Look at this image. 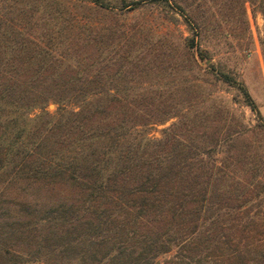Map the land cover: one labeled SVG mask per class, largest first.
I'll return each mask as SVG.
<instances>
[{
    "label": "trees",
    "instance_id": "obj_1",
    "mask_svg": "<svg viewBox=\"0 0 264 264\" xmlns=\"http://www.w3.org/2000/svg\"><path fill=\"white\" fill-rule=\"evenodd\" d=\"M76 1L89 13L58 0H0V264H25L11 248L24 233L40 239L27 259L45 264H264V210L244 206L232 173L245 164L230 154L242 131L199 130L195 91L165 93V82L134 91L165 72L163 36L90 14L167 0ZM248 1L264 21V0ZM172 3L201 27L204 11L183 13L193 0ZM260 42L264 51V26ZM171 117L160 137L149 134ZM63 188L72 193L46 204L28 195Z\"/></svg>",
    "mask_w": 264,
    "mask_h": 264
},
{
    "label": "rangeland",
    "instance_id": "obj_2",
    "mask_svg": "<svg viewBox=\"0 0 264 264\" xmlns=\"http://www.w3.org/2000/svg\"><path fill=\"white\" fill-rule=\"evenodd\" d=\"M58 1L62 6H67L80 15L89 13L84 3L78 5L80 2L76 0ZM167 2L168 4L163 1H147L142 3V6L129 12L122 11L119 15L103 12L90 14L96 16L98 24L103 26L113 24L115 29L116 24L122 28L132 26L142 34L151 36L153 41L158 36H163L162 41L165 40L163 46L169 53L165 56V72L161 78L160 75L151 74L147 77L151 80L144 79L141 86L133 90L160 91L159 85L162 86L165 82L166 85L161 87L165 93L174 91L175 87L184 97L188 89L189 92L195 91L198 96L200 95L195 109L205 114L203 123L198 121L196 124L199 130L217 129L223 132L229 125H236L235 129L241 130L242 133L233 142L231 147L233 152L230 154L235 157L243 153L245 164L233 165L232 173L243 183V190L246 192L244 206H250L252 210L259 208L262 211L264 210V51L260 42L264 26L262 14L248 0H193L188 7L182 3L183 13L189 14V9L195 5L197 10L204 11L205 20L198 28L193 23L188 25L187 18L175 9L172 0ZM183 38L189 47L179 43ZM186 38L192 40V45ZM170 43L178 45L177 48L172 49ZM78 49L80 57L84 56L83 53L92 51L87 46ZM174 61L181 64L176 71L167 67ZM222 73L229 76V81H223ZM241 88L246 90L251 104L245 99ZM54 108L52 103L47 105L49 111ZM220 108L222 111L214 115L213 112ZM175 120L176 118L171 117L162 124H153L149 134L160 137L161 129ZM185 133L183 138L187 140L188 133L184 131ZM224 147L222 144L215 155L219 160L226 154ZM247 161L252 165L247 164ZM34 191L29 190V197L44 204L72 193L66 188L59 189L58 192ZM24 234L26 238L14 237L15 242L11 248L23 256L25 264H45L41 257L27 259L30 251L37 248L40 239L28 233Z\"/></svg>",
    "mask_w": 264,
    "mask_h": 264
}]
</instances>
